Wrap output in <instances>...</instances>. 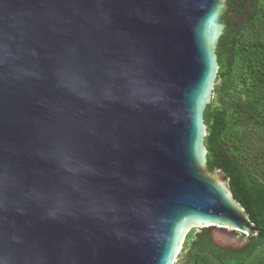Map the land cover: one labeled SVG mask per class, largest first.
Returning <instances> with one entry per match:
<instances>
[{
  "label": "water",
  "instance_id": "95a60500",
  "mask_svg": "<svg viewBox=\"0 0 264 264\" xmlns=\"http://www.w3.org/2000/svg\"><path fill=\"white\" fill-rule=\"evenodd\" d=\"M227 2L0 0V264H172L191 224L257 233L203 145Z\"/></svg>",
  "mask_w": 264,
  "mask_h": 264
},
{
  "label": "trees",
  "instance_id": "16d2710c",
  "mask_svg": "<svg viewBox=\"0 0 264 264\" xmlns=\"http://www.w3.org/2000/svg\"><path fill=\"white\" fill-rule=\"evenodd\" d=\"M225 24L203 113L206 165L227 178L257 233L224 247L210 228H193L175 264H264V0H228Z\"/></svg>",
  "mask_w": 264,
  "mask_h": 264
},
{
  "label": "rangeland",
  "instance_id": "374dc122",
  "mask_svg": "<svg viewBox=\"0 0 264 264\" xmlns=\"http://www.w3.org/2000/svg\"><path fill=\"white\" fill-rule=\"evenodd\" d=\"M208 226H209V225H208ZM193 228H195L197 231H199V230L201 229V228H199L198 226H196V225H192V224H191L190 227H189V229H188V231H187V233H188L191 229H193ZM210 231H211V233H212V235H213L214 227H210ZM237 237H238V238H241L242 235H241V236H240V235H237ZM183 241H184V240H183ZM182 244H183V242H182ZM182 244H181V246H180V248H179V250H178V252H177V254H176V256H175V258H174L172 264H175V263H177V262L179 261L178 255H179V253H180V251H181Z\"/></svg>",
  "mask_w": 264,
  "mask_h": 264
}]
</instances>
